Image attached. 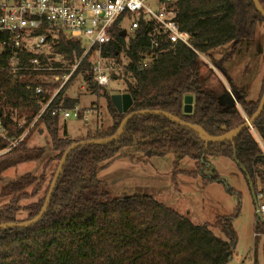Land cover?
<instances>
[{
    "label": "trees",
    "instance_id": "obj_1",
    "mask_svg": "<svg viewBox=\"0 0 264 264\" xmlns=\"http://www.w3.org/2000/svg\"><path fill=\"white\" fill-rule=\"evenodd\" d=\"M258 2L264 11V1ZM175 8L180 30L189 33L193 48L201 54L229 45L235 49L241 42L253 40L264 23L252 0H176ZM112 37L113 41L103 47L102 55L119 60L125 53L129 58L131 64L126 68L123 81L131 107L125 114H118L106 95L112 125L105 131L87 134L82 140L70 141L59 137V118L51 116V110L58 108L60 103L62 109L73 110L74 103L63 97V87L27 136L41 129L49 139L54 155L45 166L54 164V168L48 182L45 185L46 177L37 180L24 176L5 186L0 196L9 198V202L0 211V225L34 219L42 208L64 152L81 141L114 136L130 113L164 112L200 129L206 138L217 139L234 131L256 112L264 92V74L257 102L246 101L244 93L230 87L237 106L225 108L218 102V97L226 92L225 87L221 84L207 87L208 81L202 71L212 70L191 50L180 45L171 49L168 43H163L154 63L140 69L135 64L138 52L146 47L144 30L129 37L127 42L117 30ZM1 44L0 119L8 135L18 138L40 113L58 83L38 82L32 74H25L20 80L8 77L6 69L12 53L6 33L0 32ZM54 48L57 53L64 54L71 65L83 55L78 42L67 40L61 34ZM20 57L28 59L31 55ZM79 75L91 89H99L92 82L87 58L81 61L66 85ZM38 87L43 90L41 94L35 93ZM186 96L193 98L189 115L182 111ZM20 121L23 125L19 128ZM26 141L24 139L0 156L15 158L3 159L1 169L41 159L40 149L25 150ZM7 146L0 140V152ZM263 147L264 109L251 129L241 131L231 141L220 143L207 142L198 132L161 116L133 117L123 127L121 136L111 143L79 147L68 155L42 219L26 228L0 231V264H230L235 244L233 217L221 221L220 231L228 239L224 242L216 238L207 225L192 224L151 196L112 194L97 176L125 157L124 151H131L146 159L169 154L177 160L188 159L196 171L176 173L199 179L203 186L223 185L215 172H206L208 158H225L236 165L248 188L252 186L249 191L253 192V198L256 200L262 195L264 201ZM258 183L260 190H257ZM27 201L29 204L21 205ZM20 213L26 214L25 219H17ZM253 233L255 242L256 234L264 236V225L256 218ZM253 254V264H258L256 248Z\"/></svg>",
    "mask_w": 264,
    "mask_h": 264
},
{
    "label": "rangeland",
    "instance_id": "obj_2",
    "mask_svg": "<svg viewBox=\"0 0 264 264\" xmlns=\"http://www.w3.org/2000/svg\"><path fill=\"white\" fill-rule=\"evenodd\" d=\"M81 44L84 45L83 42ZM46 52L54 55L51 56L53 64L59 63L63 69L73 67L64 54L55 51L54 46ZM121 56L122 61L125 62V54ZM201 56L204 60L199 58L212 70V72L205 69L202 71L208 81V88L221 84L228 92H231L230 87H233L245 94L246 101L257 102L264 74V23L257 29L253 40L241 42L235 49L229 45ZM47 79L40 78L38 82L55 84ZM58 87L59 84L53 92ZM64 88L61 89H64L63 97L72 100L74 110H69L71 115L68 119L59 120L58 135L63 138V132L66 129L69 136L66 139L77 141L80 138V140L84 139L86 132L94 134L105 131L112 125L105 96L111 98L115 95V91H125L126 85L124 81H111L109 86L94 90L79 75ZM77 104L78 107L75 108ZM92 106H95V109L90 110ZM77 111L83 115L74 117V114L78 115ZM37 131L27 141L25 150L40 149L43 154L41 159L37 162L11 165L6 169L0 168V195L5 186L24 176L35 177L37 180L46 177L45 185L47 184L54 164L48 167L45 164L54 153L46 133L43 131L41 135H37ZM123 153L125 157L109 165L97 176V179L105 183L112 194L151 196L159 204L172 209L192 224L207 225L208 230L224 242H228V239L220 231L221 221L224 218L233 217L232 230L235 234V244L232 247L230 264H253L255 248L258 264H264V236L256 234L255 242L253 233L255 212L263 200L258 197L256 200L253 198L242 174L231 160L208 158L209 167L206 173L215 172L224 184L203 186L199 179L195 180L176 173V171L195 170L193 162L188 159L177 160L172 154L163 158L146 159L131 151ZM2 155L4 154H0ZM3 159L7 161L15 158H0V164ZM260 188L261 185L258 183L257 190ZM8 202L9 198L0 196V211L7 206ZM29 202H23L21 205L25 206ZM25 217L26 214L20 213L17 219L23 220Z\"/></svg>",
    "mask_w": 264,
    "mask_h": 264
},
{
    "label": "built area",
    "instance_id": "obj_3",
    "mask_svg": "<svg viewBox=\"0 0 264 264\" xmlns=\"http://www.w3.org/2000/svg\"><path fill=\"white\" fill-rule=\"evenodd\" d=\"M175 4L176 0H0V32L8 35L12 53L7 76L17 80L25 74H32L37 80L48 78L49 82L59 84L20 137L9 136L0 119V140L8 144L0 154H7L28 136L84 58L90 64L95 86L104 88L111 81L124 80L126 68L131 64L126 54L125 62L121 58L123 53L119 60L102 55L103 47L113 41L115 30L125 32L126 41L144 30L146 47L137 54L136 68L145 69L152 65L163 43H168L171 49L177 45L186 47L203 59L202 54L193 48L189 33L180 30ZM59 34L78 42L83 50L79 61L68 69H63L59 63L53 64L51 56L54 55L46 52L58 44ZM24 54L31 57H20ZM42 92L41 87L35 89L36 94ZM70 115L60 106L51 110V116H57L59 120L68 119ZM22 125L23 121H20L17 127ZM257 197L263 200L262 195ZM255 214H259L264 222V201L257 206Z\"/></svg>",
    "mask_w": 264,
    "mask_h": 264
},
{
    "label": "water",
    "instance_id": "obj_4",
    "mask_svg": "<svg viewBox=\"0 0 264 264\" xmlns=\"http://www.w3.org/2000/svg\"><path fill=\"white\" fill-rule=\"evenodd\" d=\"M252 2H253V5H254L257 13L264 19V11L261 8L258 0H252ZM119 36L122 37V38L125 37V32L122 31L121 33H119ZM233 94H234L233 90H231V92H228L226 90V92L224 94H222L221 96L218 97L219 105L222 106V107H225V108L232 107L234 105L237 106V102H236ZM110 101H111L114 109L116 110V112L118 114H125L128 111V109L131 107V99H130L129 95H127V94L111 96ZM192 103H193V98L191 96H186L184 98V100H183V109H182L184 114H186V115L191 114V112H192ZM263 109H264V92H263V94H262V96L260 98L257 110L252 115V117L249 120H246L244 122V124H242L241 126L236 128L234 131L222 136L221 138H217V139L206 138L205 134L200 129H198L196 127H192L191 125L180 121L178 118H176V117H174V116H172L170 114L164 113V112L150 111V112L130 113L129 115H127L122 120V122L120 124L119 131L114 136H112L110 138H107V139H104V140L81 141V142H78L76 144L71 145L64 152L63 156L61 157V159H60V161L58 163V166H57L56 171L54 173V176H53V178L51 180V183H50V186L48 188V192H47L46 198L44 200V203L42 205V208H41L39 214L34 219H32L30 221H27V222L18 223V224H13V223L2 224V225H0V231L1 230H5V229H10V228L22 229V228H26V227H29V226H32V225L38 223L42 219V217L44 216V214H45V212L47 210V207H48L52 192H53V190H54V188L56 186L58 177H59V175L61 173L62 167H63V165L65 163V160L68 157V155L72 151H74L75 149H77L79 147L97 146V145H104V144L111 143L112 141L116 140L118 137L121 136L122 131H123V127L133 117L140 116V115L161 116V117H164L165 119L169 120L170 122H172V123H174V124H176L178 126H181V127L190 129L192 131L198 132L200 137H201V139L206 140L207 142L220 143V142L225 141V140H230L231 141L232 138L235 135L239 134L241 131L246 130V129H251L254 121L261 115ZM249 188H250V190H252V186L251 185H249ZM251 193H252V196H253V192H251ZM255 217L261 224L264 225V222L261 220L259 214H255Z\"/></svg>",
    "mask_w": 264,
    "mask_h": 264
},
{
    "label": "crops",
    "instance_id": "obj_5",
    "mask_svg": "<svg viewBox=\"0 0 264 264\" xmlns=\"http://www.w3.org/2000/svg\"><path fill=\"white\" fill-rule=\"evenodd\" d=\"M263 1H264V0H263ZM123 94H125L123 90L115 91V95H123ZM71 101H72V100H71ZM77 107H78V104L75 106V108H77ZM93 109H95V106H92L90 110H93ZM73 110H74V109H73ZM68 111H69V110H68ZM77 112H78V111H77ZM85 112L87 113L88 111H85ZM82 115H83L82 113L78 112L77 117H81ZM42 133H43V130H41V129L37 131V135H41ZM63 134H64V137H63V138H69V136H68V132H67L66 129L64 130ZM87 134H91V133L86 132L84 138L86 137ZM32 136H34V135L32 134V135H30L29 137H26L25 139H27V141H28ZM80 139H81V138H80ZM80 139H78V140H80ZM27 141H26V143H27ZM4 155H5V154H4Z\"/></svg>",
    "mask_w": 264,
    "mask_h": 264
}]
</instances>
